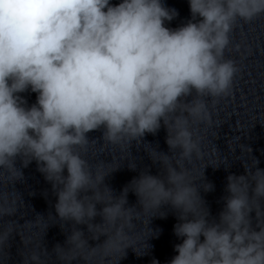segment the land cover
Returning <instances> with one entry per match:
<instances>
[{
  "label": "clouds",
  "instance_id": "clouds-1",
  "mask_svg": "<svg viewBox=\"0 0 264 264\" xmlns=\"http://www.w3.org/2000/svg\"><path fill=\"white\" fill-rule=\"evenodd\" d=\"M188 3L192 18L172 29L165 22L178 12L162 0L115 5L110 0H0V168L22 180V168L35 161L57 197L60 221L86 225L88 232L105 223L116 228L112 236L101 232L105 239L91 251L114 246L123 251L120 260L129 248L137 256L146 254L131 244L121 247L124 231L117 222L138 218L131 214L135 205L126 207L131 191L141 211L158 213L149 223L154 216L166 218L163 206L176 215L173 233L181 242L173 245L177 254L167 264H264V168L259 160L253 157L243 174L226 177L224 206L211 220L200 187L181 166L194 153L200 155L190 120L211 123L204 98L227 95L238 71L232 60L223 59L229 33L238 21L264 15V0ZM29 89L37 99L26 107L18 94ZM162 123L169 152L179 149L175 166L172 156L158 151L160 159L153 163L161 164L166 176L141 171L119 196L105 183L109 174L94 176L78 151L89 143V132L102 128L104 140L131 143L155 135ZM18 158L22 168L16 167ZM213 189L211 183L203 188ZM98 215L102 223H92ZM8 235H0V244ZM84 237L76 227L65 245L81 248L88 244ZM145 244L146 250L151 247Z\"/></svg>",
  "mask_w": 264,
  "mask_h": 264
},
{
  "label": "water",
  "instance_id": "water-1",
  "mask_svg": "<svg viewBox=\"0 0 264 264\" xmlns=\"http://www.w3.org/2000/svg\"><path fill=\"white\" fill-rule=\"evenodd\" d=\"M120 2L110 0L113 5ZM162 3L178 12L172 21L165 22L166 27L175 29L192 18L188 0H162ZM223 59L232 60L238 68L232 86L227 95L204 98L211 123L190 120L189 124L200 155L197 157L194 153L191 162H181V166L188 169L189 178L200 187L210 220L218 219L224 206L222 198L228 194L225 187L229 174H243V165H251L253 157L259 160L258 166L264 168V15L250 22H237L229 33V44ZM18 95L26 101V107L36 103L37 93L31 89ZM194 96L195 92L185 98V102H190ZM87 136L89 143L78 151L88 162L94 176L109 174L105 183L116 196L141 171L148 170L153 175L160 174L162 178L166 176L164 167L153 163L160 159L158 151L172 156L174 166L175 153L179 152V149L175 153L169 152L163 123L155 135L149 133L131 143L121 141L113 144L104 140L102 128L89 132ZM129 165H135V170H131ZM16 167L22 168L19 158ZM22 171L23 179L19 180L8 169L0 168V235L9 234L7 241L0 244V264H151L153 259L167 264L177 254L173 245L181 240L174 235L173 226L178 221L169 206L161 208L167 213L166 218L154 216L149 223L150 217L158 213L155 210L141 211L137 197L131 191L128 193L126 207L135 205L131 214L138 218L130 224L126 220L117 222L118 226L123 225L124 231L120 238L121 247L131 244L137 251H146V254L137 256L129 248L120 260L123 251H117L114 246L107 251L103 247L90 250L91 246L102 244L105 237L100 235L101 232L112 236L115 227L105 223L88 232L86 225L60 221L54 208L57 197L51 184L37 170L36 162L32 161ZM206 183L213 184L214 189L205 192ZM99 191L107 200L103 184L99 186ZM100 208L102 205L98 204L97 209ZM203 211L201 209V213ZM92 223H102V218L98 215ZM76 227L84 231L89 245L78 249L65 245L67 235ZM151 230L161 231L158 236H152L154 233ZM94 235L100 236V239L93 240ZM145 242L151 246L147 250ZM57 244L64 247L54 249ZM33 255L39 259L33 261Z\"/></svg>",
  "mask_w": 264,
  "mask_h": 264
}]
</instances>
